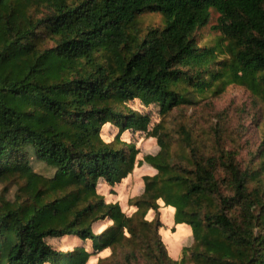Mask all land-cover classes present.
I'll return each instance as SVG.
<instances>
[{"label": "trees", "instance_id": "obj_1", "mask_svg": "<svg viewBox=\"0 0 264 264\" xmlns=\"http://www.w3.org/2000/svg\"><path fill=\"white\" fill-rule=\"evenodd\" d=\"M213 11L225 48L197 36ZM147 15L162 23L146 25ZM232 83L264 106V0H0V181L23 180L16 200L0 195V264H87L84 247L64 252L48 242L63 236L111 248L97 264H183L160 237L159 198L165 218L174 210L191 227L184 251L194 264H264V165L242 169L233 152L206 150L184 127L183 154L164 126L152 132L160 150L144 160L157 173L130 198L132 214L97 191L136 161V146L121 136L144 130L149 117L128 103L166 113ZM110 126L117 133L106 140ZM162 232L175 246L184 237Z\"/></svg>", "mask_w": 264, "mask_h": 264}, {"label": "rangeland", "instance_id": "obj_2", "mask_svg": "<svg viewBox=\"0 0 264 264\" xmlns=\"http://www.w3.org/2000/svg\"><path fill=\"white\" fill-rule=\"evenodd\" d=\"M143 19L146 25L162 23L160 15H147ZM218 21L219 14L213 11L209 23L197 32V36L203 42L211 44L220 42L221 46L225 48L227 41L223 38L222 32L215 29ZM228 57L227 53L220 55V59ZM192 95L191 103L173 106L166 113H161L159 106L144 104L138 99L128 103L130 108L149 117V122L144 130H127L121 136L122 141L136 146L138 150L136 161L131 172L121 182L114 186L100 182L97 186V191L105 197L106 201L118 203L124 214L130 215L134 212L135 207L130 204V198L138 196L146 190L147 182L144 176L157 173V170L144 160V156L156 154L160 150L157 137L152 132L161 126H164L170 134L172 149L176 153L183 154L187 149L181 139V129L184 127L189 130L196 143L205 147L206 150L218 146L233 152L242 169L259 168L264 165V106L259 97L255 96L247 87L236 83L229 84L224 91L218 94L207 91L203 95L197 92ZM116 133L117 129L110 126L103 128L102 135L104 139L112 140ZM32 167L36 172L46 177H50L54 173V169L42 163L33 162ZM218 175L222 177L226 174L219 170ZM22 181L19 178L0 181V195L11 201L16 200L17 196L21 195ZM158 200L160 201L158 211L161 222L159 234L168 255L177 260L186 256L183 264H194L191 261V251L188 250L186 253L184 251L185 248H190L194 244L192 230L187 224L177 223L173 217V211L168 212V217L165 218L164 208L167 205L161 198ZM154 216L155 211L152 209L146 214L148 220L153 219ZM110 224L111 221L108 220L99 221L93 224V229L98 233ZM180 226L184 227L179 228ZM164 230H170L172 233H184V237L175 246L164 235L162 232ZM48 242L55 249L64 252L76 247H84L89 253L87 264H97L101 259H105L111 254V248L96 251L91 240L83 241L76 236L50 238ZM110 261L108 262L110 263ZM142 264L145 263L142 262Z\"/></svg>", "mask_w": 264, "mask_h": 264}, {"label": "crops", "instance_id": "obj_3", "mask_svg": "<svg viewBox=\"0 0 264 264\" xmlns=\"http://www.w3.org/2000/svg\"><path fill=\"white\" fill-rule=\"evenodd\" d=\"M173 217H174V210H173ZM190 227V226H189ZM190 229H191V227H190Z\"/></svg>", "mask_w": 264, "mask_h": 264}]
</instances>
